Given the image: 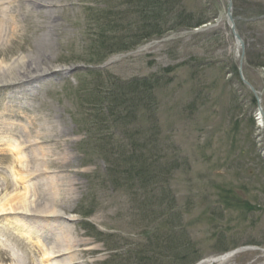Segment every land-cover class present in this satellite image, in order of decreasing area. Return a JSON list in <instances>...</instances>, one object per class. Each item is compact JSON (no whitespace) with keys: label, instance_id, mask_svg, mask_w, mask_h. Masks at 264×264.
Listing matches in <instances>:
<instances>
[{"label":"rangeland","instance_id":"1","mask_svg":"<svg viewBox=\"0 0 264 264\" xmlns=\"http://www.w3.org/2000/svg\"><path fill=\"white\" fill-rule=\"evenodd\" d=\"M50 1L4 5L13 8L9 14L21 12H14L17 38L0 61L10 66L34 56L60 72L34 84L33 97V82L0 86V120L9 109L25 111L37 131L45 122L57 134L56 143L41 144L51 156L35 175L28 166L34 164L8 151L0 159V205L14 207L0 217V248L10 254L0 264H45L52 246L65 253L54 258L61 264H196L258 246L212 264H264V126L239 73L242 67L264 105V0H233L244 50L226 17L227 0L152 2L155 11L138 0ZM175 2L178 8L169 9ZM28 7L38 16L26 18ZM181 10L210 21L167 30ZM0 28L13 31L11 24ZM153 28L163 32L143 39ZM153 77L161 83L150 96L142 89L125 96L117 83ZM122 96L127 103L118 101ZM101 116L109 128L100 129ZM145 143L156 179L142 185L136 176L107 171L108 157L125 162L135 144ZM24 194L68 219L32 212L24 218L17 211L25 208Z\"/></svg>","mask_w":264,"mask_h":264},{"label":"bare ground","instance_id":"2","mask_svg":"<svg viewBox=\"0 0 264 264\" xmlns=\"http://www.w3.org/2000/svg\"><path fill=\"white\" fill-rule=\"evenodd\" d=\"M12 1H13L14 8L16 9L18 8L16 6H19L21 1H26L32 4H39V5L46 6V7H50L53 4L50 0H48L47 2H44V0H0L1 6H2L0 8V27L11 24V27H12L11 29H13V31H7V29H3V30H6V32H4V31H1V28H0V53L2 52L3 48L9 45L10 40L16 39L18 35L15 32L16 28H18V23L15 21V16H17V14L21 12V9H18L20 10L19 12H16L15 10L14 12H16V14L14 16V12L9 14V12L13 10V8L6 9V7H4L5 4H8V3L10 4L12 3ZM22 10L24 11L23 14L25 15L26 18L28 17L35 18L36 16H38L33 11V9H31L30 7H28V9L25 8ZM41 16L43 18L50 17L51 19H54L53 21H55V18L52 15L50 16V13L49 14L43 13V15ZM39 26L44 27L45 28L44 30L53 28V26H51L50 24L46 25L45 23L40 24ZM54 26H57V25L54 24ZM50 35L51 33L47 32L44 34V37L49 38ZM244 44L246 45L245 41H244ZM239 48L241 50L243 49L242 44H240ZM59 72L60 70L52 69L49 62L45 60L44 62L41 60L39 61V58L38 57L36 58L34 56L25 57V59L24 58L19 59L16 61V63L10 66H8L7 63L5 62L0 61V86H7L9 88V86L17 82H20V83L33 82V86H35L34 84L41 83L42 79L47 78V76L55 75V74H58ZM8 78H13L17 80L20 78V80L15 82ZM31 90L32 91H30V95L31 97H33L36 94L35 87H33V89ZM11 96L13 97L12 94ZM17 111L20 114L18 115L20 118H17L18 120H15V119L13 120L12 118H14ZM3 114L7 116L8 118L7 119L3 118L0 120L2 124V125L0 124V131H4L3 133H0V159L3 158L5 154L10 153L9 155H12V156L16 155V159H19L21 164H24V163L34 164V165L29 164L28 166H30V170L34 168L31 170L32 172L31 175L32 174L35 175L36 167L39 164H41L42 161L47 162L46 161L48 159L47 157L51 156V153L47 151V148L45 149V146L42 147L41 144L45 143L47 139L49 142L53 144L56 143L57 134L53 132V128H51V130L48 131L46 129L45 122H44V125L41 131L40 132L37 131L35 128V124H34L35 121L25 119L27 116V113L25 111H19V110L12 111L9 109L8 112H3ZM42 149L44 150V152L42 151ZM6 151H8L9 153H6ZM15 179L14 180L12 179V182H16L17 179L16 180ZM25 197H28L27 200L23 202V204L25 205V208L22 207V210L17 209V211L24 214L23 216L24 218L27 219L26 214H29L30 212H32L34 213L35 217H39L43 219H50V218H54V219L60 218L62 220L68 219V218H65L62 213H58L57 209H54V208L49 209L48 207H45L46 212L43 211L44 209H40L37 204V201H38L37 199H39L37 195L32 194L28 196L27 194H24L23 198ZM47 198L48 199L52 198L50 193ZM45 205L49 206L47 201H45ZM0 206H1L0 217L3 214L14 212L13 211L14 207L7 208L5 206L2 207L3 205H0ZM28 218H30V215ZM54 219H51V220H54ZM23 223L27 224V222H23ZM31 229L32 227L30 224L29 230ZM26 234H29V233H26ZM56 252L58 251H55L54 246H52L51 249L46 248L45 254L43 257L44 263L45 264H61L58 259L54 260V258H56L57 256L60 257L64 255L65 253H60L57 255ZM8 256L10 257V254L6 253L5 251H2V248H0V258L7 259ZM226 259H227V255L220 256L216 260L222 263V262L227 261ZM212 261L213 260H209L207 262H203L202 264H211Z\"/></svg>","mask_w":264,"mask_h":264},{"label":"trees","instance_id":"3","mask_svg":"<svg viewBox=\"0 0 264 264\" xmlns=\"http://www.w3.org/2000/svg\"><path fill=\"white\" fill-rule=\"evenodd\" d=\"M169 0H138V2L142 5V7L144 8H149V9H154L152 7V2L155 3L157 2L158 4L162 5V6H166V4L168 3ZM178 8V5L176 4V2L171 5L169 7V9L173 10L175 8ZM164 9V8H163ZM155 11V9L153 10ZM160 13H158V18H166V17H160L159 16ZM177 22L174 26L167 28V30H172L176 27H194V26H199L201 24H203L204 22L207 21V19H198L195 20L194 17H187V14L185 13V10H181L178 14V18H177ZM166 30V29H164ZM163 32V31H162ZM161 30H156L155 28H153V30H151L150 33H148L147 35H143L142 38H148L151 35H155V34H161L162 33ZM139 42H136L133 44L136 45ZM131 46H126L124 48H120L118 50H124V49H128ZM143 81V82H141ZM120 85L121 89H122V94H124L126 96V94L128 92L133 93L136 92L139 89H142L141 92L145 91L147 93V96H150L152 92L151 89L154 88V86H156L157 88L159 87V84L161 83V78L160 77H153V78H135L131 81L128 82H117ZM106 94H109V92H105ZM125 96L122 97H118V101L122 104L127 103L128 100L125 99ZM154 100V99H153ZM152 101V100H151ZM137 107V104H134ZM149 109V108H148ZM103 112L102 110H100V115H102ZM114 115V114H113ZM126 117H128V114L126 115ZM118 117H116L115 121H117ZM101 130L104 128H109V120L106 119L105 117L101 116ZM111 125V124H110ZM147 143H145L144 145H138L135 144L133 146V152H132V156L130 157H126L125 154H123L125 156V162L122 160H119L116 162L117 158H113L112 156L108 157V162L111 163L110 167L108 168V171L111 174H116L119 175L121 173H126L128 175L129 178H134L135 176L138 177L141 181V184L144 185L146 183H150L151 181H153L154 179H156L158 177V171H155L153 169V163L154 160L152 159L151 162H149V158L145 157L146 154L143 151L144 149H146L145 147H147ZM123 158V157H122ZM170 168L166 169L165 171H169ZM168 172H164V173H168Z\"/></svg>","mask_w":264,"mask_h":264},{"label":"water","instance_id":"4","mask_svg":"<svg viewBox=\"0 0 264 264\" xmlns=\"http://www.w3.org/2000/svg\"><path fill=\"white\" fill-rule=\"evenodd\" d=\"M227 18L229 19V22L231 23L232 33L234 34V36H235L236 40L238 41V43H239V44H242L243 49H244V47H245L244 41H243V39L241 38L240 33H239L238 30H237V27H236V24H235V20H234V17H233V0H228ZM240 72H241V71H240ZM241 76H242V78H243V81H244V82H245V83H246V84H247V85L253 90V92L255 93L256 98H257V100H258V105H259L260 112H261L262 115L264 116V109H263V107H262L261 99H260V97H259V95H258V92H257L256 89L252 86V84L244 78L242 72H241ZM244 249H246V248H244ZM248 249H249V248H248ZM253 249H254V248H253ZM238 251H239V249L234 250V251L230 252L229 254H230V255H233V254H235V253L238 252Z\"/></svg>","mask_w":264,"mask_h":264}]
</instances>
